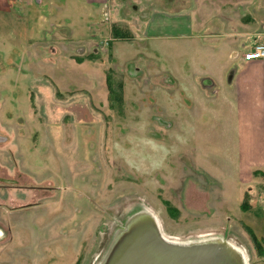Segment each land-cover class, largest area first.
I'll use <instances>...</instances> for the list:
<instances>
[{"label": "rangeland", "instance_id": "374dc122", "mask_svg": "<svg viewBox=\"0 0 264 264\" xmlns=\"http://www.w3.org/2000/svg\"><path fill=\"white\" fill-rule=\"evenodd\" d=\"M181 1L158 0L177 9ZM6 2L0 264H107L133 229L148 235L144 224L171 243L216 246L235 264H264V244L262 255L246 230L264 242V186L236 174V129L185 109L194 105L195 48L151 41L143 22L134 33L129 22L113 23L110 0L95 4L92 22L82 0H52L57 14L46 20L36 0H0V8ZM128 6L116 18H146V9ZM55 35L56 46H40ZM167 111L180 114L183 127L166 147Z\"/></svg>", "mask_w": 264, "mask_h": 264}, {"label": "crops", "instance_id": "0c3cea01", "mask_svg": "<svg viewBox=\"0 0 264 264\" xmlns=\"http://www.w3.org/2000/svg\"><path fill=\"white\" fill-rule=\"evenodd\" d=\"M48 1L43 5L42 0H36L35 4L38 15L45 20L57 14V5ZM82 1L89 22H92L90 17L96 9L95 4L107 3V0ZM136 1L145 6L141 7L147 12L143 21L139 14L132 15L133 23L129 19L116 18L127 5L128 9L133 7L136 12L141 11L134 4ZM153 1L149 6L144 0H110L108 6L113 9V23L124 26L128 24L124 22H129L133 32L140 30L143 22L141 29L147 39L182 40L188 48H195L190 60L196 72L189 78L193 81L194 105L185 106V109L195 110L199 116L209 115L216 126L226 124L235 128L238 140L233 142L231 155L239 163L236 174L242 183L258 188L264 186V59L253 62L244 59L246 54L264 44V0H195L190 7H187L188 0H182L179 9ZM4 6L0 10L10 12L11 5L6 2ZM156 6L158 10L153 9ZM90 26L99 27L94 23ZM56 39L57 35L53 39L46 38L40 41V46H56L59 43ZM54 56L58 59L56 52ZM170 76L176 82L181 81L172 72ZM179 90L184 93L182 88ZM166 115L170 120L166 128L171 130V136L163 140L167 147V142L171 144L173 138H179L174 131L182 129L183 125L177 118L180 114L176 116L167 111Z\"/></svg>", "mask_w": 264, "mask_h": 264}, {"label": "water", "instance_id": "95a60500", "mask_svg": "<svg viewBox=\"0 0 264 264\" xmlns=\"http://www.w3.org/2000/svg\"><path fill=\"white\" fill-rule=\"evenodd\" d=\"M149 227L147 236L137 233L140 227L125 235L107 264H235L216 246L184 247L165 240L154 225Z\"/></svg>", "mask_w": 264, "mask_h": 264}, {"label": "trees", "instance_id": "16d2710c", "mask_svg": "<svg viewBox=\"0 0 264 264\" xmlns=\"http://www.w3.org/2000/svg\"><path fill=\"white\" fill-rule=\"evenodd\" d=\"M114 35H115V38H117V39L118 38H120V39L127 38V36H125V34H121V32H119V30H115ZM243 208L247 209L246 201H244ZM246 230L248 231L252 241L254 242V245L256 246V248H258L260 254L263 255L262 246H263L264 242L263 241L260 242L248 227H246Z\"/></svg>", "mask_w": 264, "mask_h": 264}, {"label": "built area", "instance_id": "2783aa9c", "mask_svg": "<svg viewBox=\"0 0 264 264\" xmlns=\"http://www.w3.org/2000/svg\"><path fill=\"white\" fill-rule=\"evenodd\" d=\"M245 61L253 62L256 60L264 59V44L257 46L251 52L244 56Z\"/></svg>", "mask_w": 264, "mask_h": 264}, {"label": "bare ground", "instance_id": "6f19581e", "mask_svg": "<svg viewBox=\"0 0 264 264\" xmlns=\"http://www.w3.org/2000/svg\"><path fill=\"white\" fill-rule=\"evenodd\" d=\"M148 225H150V226H152L151 224H144L142 227H143V230H144V232L145 233H147V232H150V227L148 226ZM141 227V228H142ZM149 234H151V232L149 233ZM166 242V241H165ZM167 243V242H166ZM170 244V243H169Z\"/></svg>", "mask_w": 264, "mask_h": 264}]
</instances>
